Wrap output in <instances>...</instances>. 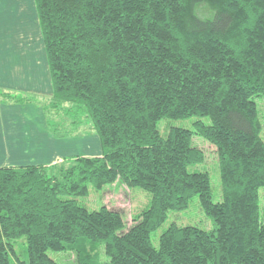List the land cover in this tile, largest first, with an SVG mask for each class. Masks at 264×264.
<instances>
[{
    "label": "trees",
    "instance_id": "trees-1",
    "mask_svg": "<svg viewBox=\"0 0 264 264\" xmlns=\"http://www.w3.org/2000/svg\"><path fill=\"white\" fill-rule=\"evenodd\" d=\"M53 95L90 123L101 155L0 167V264H264V0H36ZM256 98L262 101L259 111ZM262 113V114H261ZM82 117V118H78ZM196 117L192 128L158 129ZM207 117L209 123L202 121ZM199 136L215 148L214 201ZM116 180L151 195L126 227L121 213L77 197ZM197 197L212 228L171 222ZM17 247L22 251L18 253Z\"/></svg>",
    "mask_w": 264,
    "mask_h": 264
},
{
    "label": "crops",
    "instance_id": "crops-1",
    "mask_svg": "<svg viewBox=\"0 0 264 264\" xmlns=\"http://www.w3.org/2000/svg\"><path fill=\"white\" fill-rule=\"evenodd\" d=\"M52 95L36 0H0V167L50 166L101 155L88 121L75 134H54L53 124L61 121L45 115Z\"/></svg>",
    "mask_w": 264,
    "mask_h": 264
},
{
    "label": "rangeland",
    "instance_id": "rangeland-1",
    "mask_svg": "<svg viewBox=\"0 0 264 264\" xmlns=\"http://www.w3.org/2000/svg\"><path fill=\"white\" fill-rule=\"evenodd\" d=\"M256 102L258 104L259 111H262V101L259 98H256ZM73 114L74 113L63 116V115L51 114L50 112L45 111L46 117L52 121H63V120L72 121L73 118L70 116H72ZM78 118H82V117H78ZM196 119H197L196 117H189L187 119H180V120L163 119L158 122V129L162 134L167 132L172 127H182V128L190 129L193 127V121ZM202 121L204 123H209L207 117H203ZM58 127L61 129L63 134H65L64 130H69L72 127V125H68L63 122L59 124ZM263 136H264V130H263ZM97 142L100 143L99 140ZM192 142L195 146H197L203 151L205 156L203 164L198 165L196 168L198 170L208 171L211 188H212L213 200L215 202L219 201L221 190H220V178L217 169L215 148L209 142H207L206 140H204L199 136H194L192 138ZM76 143L77 146L79 145L81 147V140H79ZM75 148H76L75 154H81L80 151L81 148L79 149L77 147ZM150 200H151V195L149 192L144 191L137 187L128 188L119 180H116L112 184H107L103 186V188L100 190H96V191L90 190L87 196L77 197L78 204L86 207L89 210H97L102 206H106L107 208L119 211L125 221L126 227H128L132 223V219L135 215L139 214L141 211L149 207ZM259 206H260V214L263 215L264 186H262L259 189ZM171 222H175L177 225L192 224L204 230H210L212 228L211 219L203 213V211L199 206L197 197H194L186 209L180 211L168 212L165 222L151 234V241L154 244V246H157L158 244L159 234ZM16 251L20 253L22 251V248L17 247ZM49 256L53 258L58 264H74V255L71 252H61V253L49 252ZM99 256L102 264L107 261V257L104 256L102 249L99 250Z\"/></svg>",
    "mask_w": 264,
    "mask_h": 264
}]
</instances>
